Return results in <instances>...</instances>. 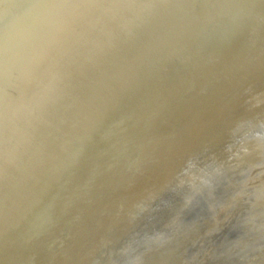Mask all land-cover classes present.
Segmentation results:
<instances>
[{"label": "rangeland", "instance_id": "obj_1", "mask_svg": "<svg viewBox=\"0 0 264 264\" xmlns=\"http://www.w3.org/2000/svg\"><path fill=\"white\" fill-rule=\"evenodd\" d=\"M95 1L3 0L4 10L10 13L14 6L21 22L26 23L23 32L33 36L32 52L36 55L29 64H38L51 56L40 87L46 82L56 83L46 87L47 91L52 89L51 93L45 92V98L42 88L21 106L13 105L0 116V120L7 114L16 116L20 127L7 155L0 151L1 169H5L7 162L9 165L7 172L0 171V216L15 203L14 185L22 182L23 193H30L36 176L42 177L47 157L53 155L50 152L63 141L65 148L63 146L61 156L63 154L66 169L70 170L66 175L58 174L65 179L63 182L69 180L71 170L81 158L92 161L84 160L87 164L93 163L94 179L117 174L116 182L111 186L109 183L96 186L94 180L93 188L78 192L68 184L57 198L50 196L52 190L51 193H32L35 199L26 205L30 214L26 215L22 235L34 247L33 264H57L59 250L62 253L58 264H89L100 254H108L114 238L121 235L125 241L142 230L160 225L171 228L167 235L144 245L138 264H156L160 257L165 258L162 264H264V136L246 132L254 125L264 129V0H182V13L189 19L179 23L180 31L172 27V23L155 31L154 20L143 27L145 19L152 15V9L145 8L146 1L116 0L104 11L102 7L110 0H104L98 8ZM63 2L67 3L60 6ZM97 13L96 20H89ZM49 16L52 17L49 19ZM115 18L123 23L120 29L116 27L119 21ZM103 28H106V38L102 52L120 56L126 50L120 40H125L132 46L129 49L132 54L137 55V68L146 81V92L140 94V89H133L135 95L127 100L130 89L121 79L122 92L127 91L122 104L118 97L106 96L105 93H111L107 89L101 94V100L95 102V98H89L88 92L96 81L91 73L106 63L101 61L107 58L106 54L84 69L75 71V67L72 71L70 68L69 74L59 68L71 58L70 52L75 51L79 41L88 40V36ZM143 39L148 40L146 44H142ZM69 44H73V50ZM114 49L117 53L109 54ZM4 75L7 73L0 75V83ZM175 82L188 83L204 98L224 91L228 95L225 99L233 96L232 102L226 109L220 101L207 108V113L204 109L191 111L190 125L176 126L172 131L177 129L176 138L171 132V139H163L165 145L160 150L163 149L164 154L153 146L157 154L154 157V153L146 154L145 136L135 127L152 116L153 88L161 89L163 85L175 88L172 85ZM259 83L261 85L257 86ZM132 85L137 88L138 82ZM111 87L113 91L114 85ZM251 89L253 94L241 99L240 96ZM166 94L163 101L172 99L175 93L167 92L163 96ZM54 95L53 103L32 122V117ZM219 95L216 96L219 98ZM116 103L123 111L109 112ZM237 119L244 125L235 131ZM177 137L185 139L184 143L177 141ZM220 166L223 168L219 172L227 180V192L213 206L208 218L194 224L184 235L178 233L172 220L174 209L184 204L193 187ZM44 212L46 217L41 220ZM67 227L68 235L62 241ZM238 229L240 234L227 243L215 237L217 230ZM11 231V227L5 228L2 235ZM188 241L193 244L192 253L183 248L182 242ZM224 246L227 247L221 249ZM23 249L21 242L12 254L17 253L15 262L7 264H22L19 251Z\"/></svg>", "mask_w": 264, "mask_h": 264}, {"label": "bare ground", "instance_id": "obj_2", "mask_svg": "<svg viewBox=\"0 0 264 264\" xmlns=\"http://www.w3.org/2000/svg\"><path fill=\"white\" fill-rule=\"evenodd\" d=\"M68 1L70 0H67V2ZM115 1L116 0L108 1L106 5L102 7L101 11H104L108 9L109 7H111ZM143 1H146L148 3L145 8L152 9L151 10L152 15H150V17L145 19V21L143 22L144 25L142 24L143 27L151 23V21L154 20V25L152 28L155 31L158 30L157 29L158 27L166 26L169 23H172V27H176L180 31L181 27H179V23H184V21L187 19V17L184 16V14L182 13L181 4H180L182 0H143ZM67 2H63L60 6H63V4H66ZM102 2H104V0H96L94 4L95 7L96 8L100 7ZM4 4H3V0H0V75L7 73L6 76L5 75L2 76L4 81L0 83V116L3 113H6V110L13 105L16 107L21 106V104H23L25 100L36 95L37 92L42 88H43L42 89L43 98H45L46 97L45 92L49 89V88L47 89L46 87L49 84H50L49 87H51L52 86L51 84L56 83V81L53 83L50 82L49 84L48 82H46L44 87L43 86L40 87L41 80L43 79V76L45 75L44 68H46V66L48 65V61L50 60L51 56L43 60H40L38 64H34V65H32V63L31 65L29 64V61L32 59V57L36 55L35 54L36 52H32L34 48V45H33L34 42L32 40L33 36L29 34L26 35V33L23 32V27L26 25V23L21 22V18L20 16L18 17L15 11V7L13 6L12 10L9 13L8 11L6 12L4 10L5 9ZM156 4L160 6H156ZM95 7L94 9H96ZM142 7L144 6L142 5ZM136 8L139 9L138 4L136 5ZM132 11H135V10L132 9ZM99 13L95 14L93 18H90L89 20H94V19L96 20L98 18ZM129 13L127 14L125 13V14L128 15ZM186 15L188 16V14ZM51 17L52 16H49V19ZM116 21L117 22L119 21L116 27L120 29L123 23L118 18L116 19ZM155 31L153 34H155ZM142 35L143 33L140 34V36ZM87 38L88 40L84 41L85 43L82 41H79L81 43L78 44L77 42L78 46L76 47V49L74 48L75 51L72 48L73 44H69L71 45V48L73 51L70 52L71 58L67 57L68 59H66L67 60L66 62L68 61L70 62L68 63L64 62L62 64V62L59 61V63L62 64V65L59 64L61 65L59 68L60 70H62L63 73L66 72L67 74H69L73 71V68L75 67H76L74 69L75 71H78L81 68L84 69L85 68L84 66L88 65L89 63L93 64L95 61L101 58L104 54H106V52L105 53L102 52V49L104 50L103 43L106 38V28H103L101 31L93 33L91 36H88ZM147 41L148 40L143 39L141 42L142 44H146ZM122 42H124V45L126 46V50L122 54H120V56L118 57H116L115 55L109 56L108 54H106L107 58L105 60H101L106 63L94 69L91 73V77L95 78L96 81L94 85L92 86L90 92L88 93L91 94L89 97L90 99L95 98V102L101 100L100 99L101 94L105 93V89H107L111 93H105L106 96L108 95L116 96L119 99H121V102L119 103L122 104V98L127 94V91L125 90L124 92H122V87L120 85L121 79H124L126 82L123 85L127 86L130 89L129 91L130 94L126 98L127 100H130L131 97L135 95L134 94L135 92L133 93V89L135 90L140 89V94L146 92V89H145L146 81H144L143 79L142 71L139 68H137V65H136L137 55L136 54L133 55L132 52L129 50L132 47L131 45H129L125 40L123 41V39L120 40V44ZM85 44H87V46ZM117 46L118 45H116L115 48H117ZM69 48L68 50H70ZM62 52L60 51V53ZM68 52H66L67 56H68ZM116 53L117 51L114 49V50H111L109 54H116ZM61 57L63 56L61 55ZM70 68L72 69V71ZM56 69H58L57 66H56ZM13 72H16V73L18 72L17 74H14L15 77L14 76L11 77L10 75V73H13ZM56 72L58 73L61 71L57 70ZM63 73L61 74L64 75ZM17 77H18L17 81L13 84V82L15 81ZM54 77L51 76V79L53 78L54 80ZM57 79H60V77H58ZM6 80L8 82L6 85L3 86V83ZM136 81L138 82L137 88L133 87L132 85L136 83ZM91 83L92 82L90 81L89 85ZM112 85H114L115 88H113L114 89L113 91H110L109 87H111ZM172 85L175 88H166L167 85H163L161 89L153 88V100L151 101V103H153V107L150 108L152 111L151 112L152 116L151 118L150 117H146L145 119L143 118L144 119V121L142 122L143 124L139 121L141 126L135 127L140 135H142L141 132H143L145 136V140L147 142V146L145 147V152L148 155H153V153L155 155L153 146L158 147L159 149L158 145L162 143L163 139L168 138L167 140H169L170 138L169 135H172L171 132L175 130L176 126L182 125L183 123L187 121V118L189 114H191L190 112L193 106H197L199 102L205 104V106H208L207 103L210 100L209 98L219 95V94H211L212 96L209 95L208 97L204 98L201 93L195 92L192 86L186 82H183V83L175 82ZM54 88L56 87H53V89ZM167 92L175 93L172 98L174 99L173 102H170L172 100L171 97L163 101V97L167 96V94L164 96L163 94ZM223 93H226V92L223 91L221 94ZM56 96L55 95L54 97L52 96L47 101V104L40 110V112L36 113L35 116L32 117V120H33L32 122H35L38 118L42 116V114L45 112L48 106H50L53 103L54 98ZM176 101H180V103H175ZM157 102L159 103V105L155 106ZM143 103L144 102L142 101V105L145 106ZM188 106H192L191 109H189L190 107ZM116 109L119 110L120 112L123 111V109H121L118 103H116V105L108 111L115 112ZM184 109L186 110L184 111L183 114H177L178 112H181ZM204 111L206 112V109H204ZM193 114H195V112L192 113V115ZM23 120H24V116H23ZM30 122H31V119H30ZM178 122H180L181 124ZM196 124L198 123L196 122L195 125ZM188 125L190 124L187 123V127ZM191 126L192 128L194 127L193 125ZM19 130H20L19 119L16 116L7 114L4 119L0 120V151L2 150L1 153H6L9 150L8 148L10 147V145H12L11 143L15 141L18 135L17 131ZM184 130H185V127H184ZM185 131L187 132V130ZM175 132H172L174 135L173 138L175 137V134H176ZM179 134L181 135L182 133L179 132ZM179 134L177 135L181 139L182 136H180ZM179 137H177V141H182L178 139ZM184 141L182 142L184 143ZM187 141H186V144H187ZM64 145L65 143H63V141L59 142L56 148L54 149V151L50 152L53 155H49L47 157L48 161H45L47 163L45 165L44 172H41L42 177L40 178L36 176L37 181L36 183H34L33 187L30 188V191H31L30 193H27V192L23 193V191L25 190V187L22 186L23 184L22 182H18L20 185L18 183L17 185H14V188L17 194L15 195V200H14L15 203H13V206L10 209H5L7 211L6 214L0 216V264H7V263L14 261V259L17 257V253L15 255H12V254L14 253L15 250H17L21 242H22V245H24V249L22 251L21 250L19 251V254L22 260L21 263L22 264H33L34 262V258L32 255V252L35 251L34 247L31 244H29L28 238L22 235V230L24 226L26 225L25 224L26 215L28 216V214H30L28 207H26V205L30 201H31L30 203H32L35 199L32 196V193H35V191H40V192L47 191L51 193V190H52V193L50 194V196H54L57 198L58 196L60 197L63 190L68 186V184H70L71 187H74L75 191L78 192L81 190L87 191L88 190L87 187L93 188L94 186L92 183L94 180L97 181L96 186L98 185L103 186L107 183H109V185L111 186L112 182L115 181L114 178L117 177V174L113 175L114 177H109V175H105V176H102L98 180L94 179L92 176L96 169L93 163L87 164L86 162H84V160L88 161L90 159L81 158L77 162L76 166L71 170V175H70L69 180L63 182L65 179L60 178L58 174L66 175L70 171L66 169V159L63 157V154L61 156ZM167 146H169V144L166 145L165 147ZM159 151L163 152V149L161 150L159 149ZM7 153L5 155H7ZM90 162L92 161L90 160ZM4 167L5 169L3 170L0 167V171L5 173L9 169L8 162L4 165ZM21 181L23 180L21 179ZM114 185L112 188H114ZM59 188L61 190H59ZM69 189L71 190L72 188L69 187ZM60 212L62 214L64 213L62 209ZM45 217H46V214L44 212L41 214L40 219L43 220ZM8 227H11L12 231L6 236L2 235V230ZM30 259H32V261L28 263Z\"/></svg>", "mask_w": 264, "mask_h": 264}, {"label": "water", "instance_id": "obj_3", "mask_svg": "<svg viewBox=\"0 0 264 264\" xmlns=\"http://www.w3.org/2000/svg\"><path fill=\"white\" fill-rule=\"evenodd\" d=\"M260 85L261 83L257 84V86H260ZM253 89H251V91H249L248 94L244 96H240L241 99L248 98L251 94H253L252 93L254 91ZM225 96H228V95L223 93L219 95V98L217 96L211 97L209 101H212V102L211 103L208 102L209 103L208 106H205V104L199 102L197 106H193V107L188 106V107H190L189 109H191L192 107L191 111L193 112L199 109L201 110L207 109L212 104L222 101V105L224 106V109H226V107H228L231 104L232 101H230V99L233 98V96L229 95L227 99H225ZM215 97H217L218 100H216ZM189 118H190V114L187 118V121L183 123L182 125L187 124L189 121ZM240 120L241 119L236 120V123H235L236 128H234L235 131L239 130L238 128L244 125V123H242V125H240L241 123H238V122H241ZM226 126L227 125H225V127ZM246 132L254 136H264V129H262L260 125H254L251 130L249 131L247 130ZM231 140L233 141L232 138ZM163 145L164 143H161L159 146V149ZM156 155H153V156L155 157ZM221 168H223V166H220L217 169H215L216 171L208 174L199 185H197L196 187H193V189L189 193V196L185 200V203L174 209L175 210L174 212L176 213L172 217V220H175V223H176L175 227L178 233L184 235L187 232V230L190 229V227H192L194 224H198L202 220L208 218L212 214L213 206L216 203H218L223 198L225 193L227 192V180L223 176H221L219 172ZM210 183H212V185H210ZM93 193L91 194L90 197H92ZM68 228L69 227L63 230V232L65 231V235L63 236L62 241L65 238V236L68 235V232H67ZM170 228L171 226L160 225L157 227H153V229L142 230L139 233H137L135 236L128 237L125 241L123 240V236L120 235L119 237L114 238V240L109 244L107 255L101 256L100 254L98 258H96L89 264H138L140 252H141V249L144 247V245H146L152 239L154 243L157 239L167 235ZM239 229L236 231H225V230L218 231L217 230L215 232L216 233L215 237L218 238L219 241H223L227 243L230 240H232L234 237L240 234ZM182 245H183V248L188 253L193 252L194 247H193V244H191V242L189 241L185 243L182 242ZM226 247L227 246L221 247V249L226 248ZM221 251L220 253H222ZM61 253L62 251L59 250L57 264L59 262ZM37 256H38V253L35 254V257ZM164 261H165V258L160 257L156 264H162Z\"/></svg>", "mask_w": 264, "mask_h": 264}]
</instances>
